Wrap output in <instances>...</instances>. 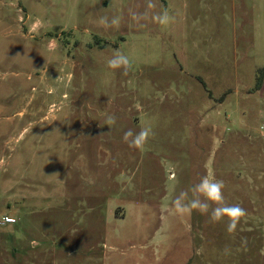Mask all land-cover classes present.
<instances>
[{
    "label": "rangeland",
    "instance_id": "rangeland-1",
    "mask_svg": "<svg viewBox=\"0 0 264 264\" xmlns=\"http://www.w3.org/2000/svg\"><path fill=\"white\" fill-rule=\"evenodd\" d=\"M147 2L0 0V264H264V0ZM205 175L233 234L171 206Z\"/></svg>",
    "mask_w": 264,
    "mask_h": 264
},
{
    "label": "clouds",
    "instance_id": "clouds-1",
    "mask_svg": "<svg viewBox=\"0 0 264 264\" xmlns=\"http://www.w3.org/2000/svg\"><path fill=\"white\" fill-rule=\"evenodd\" d=\"M155 4L152 0H148L147 8H154ZM130 18L137 24L141 25V21L148 18L146 12L131 11ZM122 17H101L100 23L105 28L118 26L121 23ZM151 19L161 25L168 24L170 17L167 9L155 14ZM107 66L110 69L122 70L123 74L127 75L132 64L128 56L116 51L108 59ZM116 124V117L109 115L106 119V125L111 126ZM110 128V127H109ZM154 133L149 127H141L139 131L128 128L123 132L122 139L129 148H143ZM224 182L222 180L210 179L207 175L201 177L198 182L193 183L190 188L181 190L171 202L172 208L179 215H191L193 211H198L202 215H209V219L213 223H220L227 220L226 231L229 234L236 232L242 218L247 215V210L238 204H228L224 196ZM213 205H215L213 207ZM227 251V249H225Z\"/></svg>",
    "mask_w": 264,
    "mask_h": 264
},
{
    "label": "trees",
    "instance_id": "trees-1",
    "mask_svg": "<svg viewBox=\"0 0 264 264\" xmlns=\"http://www.w3.org/2000/svg\"><path fill=\"white\" fill-rule=\"evenodd\" d=\"M263 81H264V69L261 70L260 75L257 79L256 90H259L262 87ZM222 99H224V97Z\"/></svg>",
    "mask_w": 264,
    "mask_h": 264
},
{
    "label": "built area",
    "instance_id": "built-area-1",
    "mask_svg": "<svg viewBox=\"0 0 264 264\" xmlns=\"http://www.w3.org/2000/svg\"><path fill=\"white\" fill-rule=\"evenodd\" d=\"M15 223V220L12 219V218H6L3 220V223L2 224H14Z\"/></svg>",
    "mask_w": 264,
    "mask_h": 264
}]
</instances>
